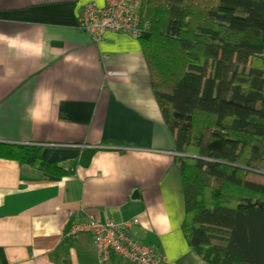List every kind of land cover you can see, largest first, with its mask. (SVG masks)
<instances>
[{
	"label": "crops",
	"instance_id": "0c3cea01",
	"mask_svg": "<svg viewBox=\"0 0 264 264\" xmlns=\"http://www.w3.org/2000/svg\"><path fill=\"white\" fill-rule=\"evenodd\" d=\"M0 0V143L36 146L63 172L50 180L0 159V264H102L93 218L137 219L129 236L166 264H208L182 229L173 138L152 93L138 40L79 31L84 3ZM103 264H128L112 255Z\"/></svg>",
	"mask_w": 264,
	"mask_h": 264
},
{
	"label": "trees",
	"instance_id": "16d2710c",
	"mask_svg": "<svg viewBox=\"0 0 264 264\" xmlns=\"http://www.w3.org/2000/svg\"><path fill=\"white\" fill-rule=\"evenodd\" d=\"M138 40L173 138L181 229L208 264H264V0H141ZM38 147L0 159L63 172Z\"/></svg>",
	"mask_w": 264,
	"mask_h": 264
},
{
	"label": "built area",
	"instance_id": "2783aa9c",
	"mask_svg": "<svg viewBox=\"0 0 264 264\" xmlns=\"http://www.w3.org/2000/svg\"><path fill=\"white\" fill-rule=\"evenodd\" d=\"M141 0H105L99 7L90 1L83 4L77 17L79 31L88 35L92 43H98L106 33L125 32L137 39ZM137 219L122 223L100 222L92 217L75 224L71 233H87L91 236L99 263H106L116 255L128 264H166V260L149 246L129 236Z\"/></svg>",
	"mask_w": 264,
	"mask_h": 264
},
{
	"label": "clouds",
	"instance_id": "9594fccd",
	"mask_svg": "<svg viewBox=\"0 0 264 264\" xmlns=\"http://www.w3.org/2000/svg\"><path fill=\"white\" fill-rule=\"evenodd\" d=\"M78 234H87V233H78ZM74 235H77V234H74ZM88 236H90L89 234H87ZM91 237V236H90ZM91 240H92V238H91ZM92 243H93V241H92ZM93 245H94V243H93ZM95 247V246H94Z\"/></svg>",
	"mask_w": 264,
	"mask_h": 264
}]
</instances>
